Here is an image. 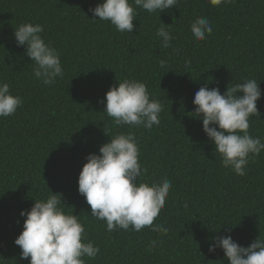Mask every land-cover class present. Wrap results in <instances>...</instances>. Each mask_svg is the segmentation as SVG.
<instances>
[{
    "label": "trees",
    "instance_id": "1",
    "mask_svg": "<svg viewBox=\"0 0 264 264\" xmlns=\"http://www.w3.org/2000/svg\"><path fill=\"white\" fill-rule=\"evenodd\" d=\"M101 2L0 0V81L24 99L14 115L0 118V264H29L15 244L26 219L20 213L51 192L62 195L66 212L80 215L100 248L86 264H228L222 249L209 252L210 238L231 234L244 247L264 239V151L244 176L223 167L202 119L192 114L193 100L202 86L223 94L255 78L261 117L251 118L249 132L264 141V0H180L161 14L137 9L133 33L93 20L90 8ZM197 17L213 26L204 41L190 30ZM26 22L44 25L46 42L61 53L64 75L50 86L34 77V62L15 42V29ZM163 23L173 36L168 48L156 36ZM124 79L146 83L160 100L159 126L120 127L104 112L107 91ZM105 129L110 136L135 132L146 169L140 181H172L154 221L169 229L166 235L149 228L108 232L91 216L78 178L86 157L110 141ZM152 239L158 246L150 250Z\"/></svg>",
    "mask_w": 264,
    "mask_h": 264
},
{
    "label": "clouds",
    "instance_id": "2",
    "mask_svg": "<svg viewBox=\"0 0 264 264\" xmlns=\"http://www.w3.org/2000/svg\"><path fill=\"white\" fill-rule=\"evenodd\" d=\"M232 2L210 0L213 6ZM179 3L180 0H102L90 11L93 20L108 21L121 33H133L137 9L161 14ZM168 26L163 23L156 30L163 48L170 47L173 39ZM190 30L196 40L204 41L212 35L213 26L209 18L197 17ZM44 31V25L26 22L15 29L14 35L17 46L25 47V55L34 62V77L50 86L63 77L64 69L60 51L46 42ZM166 64L167 60L159 61L161 68ZM189 64L190 61L185 62L186 67ZM260 83L255 78H245L243 83L228 86L223 94L219 87L202 86L193 100L196 107L192 114L202 119L203 131L220 154L222 166L239 176L246 175L247 166L264 151V141L249 132L251 118L261 117ZM102 102L104 112L117 126L152 129L161 122L163 105L159 99L150 97L142 81H119L118 86L110 87ZM23 104V97L14 95L10 84L0 81V118L14 115ZM110 137L100 147L99 155L90 153L86 157L78 178V191L90 205L91 216L105 221L108 232H141L149 228L166 235L169 229L154 221L165 208L173 189L172 181L167 178L152 183L140 181L146 169L140 163L135 132ZM64 205L62 195L51 192L46 199L35 200L30 210L21 211L20 215L26 219L15 244L21 249V258L29 260V264H86V260H94L99 254L100 248L88 238L80 215L66 212ZM157 246V240H150V250ZM218 248L223 250L228 264H264V239L260 237L247 247L236 242L231 234L210 238L209 252L215 253Z\"/></svg>",
    "mask_w": 264,
    "mask_h": 264
}]
</instances>
